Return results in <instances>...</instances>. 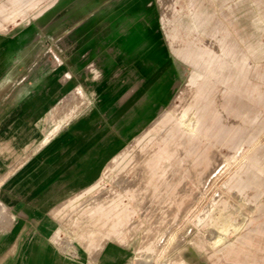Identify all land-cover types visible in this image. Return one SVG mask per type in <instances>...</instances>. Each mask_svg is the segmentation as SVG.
I'll return each instance as SVG.
<instances>
[{
    "label": "rangeland",
    "instance_id": "rangeland-1",
    "mask_svg": "<svg viewBox=\"0 0 264 264\" xmlns=\"http://www.w3.org/2000/svg\"><path fill=\"white\" fill-rule=\"evenodd\" d=\"M35 27L32 64L50 73L24 105L39 119L23 122L40 135L33 147L8 136V174L23 146L135 117L95 182L50 200L55 252L75 264H249L264 226V0H0V34ZM125 34L135 52L118 48ZM88 36L98 53L80 49Z\"/></svg>",
    "mask_w": 264,
    "mask_h": 264
},
{
    "label": "crops",
    "instance_id": "crops-1",
    "mask_svg": "<svg viewBox=\"0 0 264 264\" xmlns=\"http://www.w3.org/2000/svg\"><path fill=\"white\" fill-rule=\"evenodd\" d=\"M125 36L126 34L118 37V44L121 45L118 48L129 53L135 52L136 50L124 45ZM40 37L39 27L8 35L0 34V264L80 262L55 252L47 239L55 224L44 215L54 206L47 209L51 199H66L73 193L84 191L97 180L106 162L119 150L121 133H130L133 127L131 118H135L128 116L127 124L122 130H116L118 127L105 123L96 131L88 127L78 133L75 128H70L68 132L53 137L41 147L37 145L35 149H24L21 144L23 147L16 153L14 160L20 157L22 161L12 174H8V136L30 134L33 136L30 143L32 147L33 142L39 140L34 136L40 135V128L33 123L25 127L23 120L39 119L37 112L24 110V105L38 101L40 83L50 73L47 67L41 71L32 64L40 49ZM100 39L98 36L85 37L80 49L84 53L89 49H97L98 53L102 43ZM88 40H94L95 46L88 47ZM24 67L29 71L27 78L23 75ZM232 87L241 91L239 84L235 82ZM113 89L108 88L111 94L108 104L119 94H113ZM146 95L149 102L152 101L147 91ZM103 110V118L108 119ZM242 117L245 120L244 115ZM120 118L121 114L112 117L116 126L120 123ZM9 120L15 123L9 125L8 123H12ZM25 151L30 153L23 161ZM255 230L257 232L252 239L255 246L250 248L246 263L264 264V226ZM259 231L263 233L259 234Z\"/></svg>",
    "mask_w": 264,
    "mask_h": 264
}]
</instances>
